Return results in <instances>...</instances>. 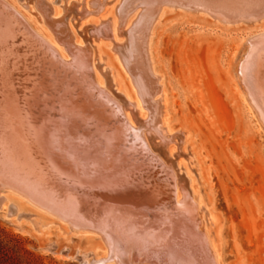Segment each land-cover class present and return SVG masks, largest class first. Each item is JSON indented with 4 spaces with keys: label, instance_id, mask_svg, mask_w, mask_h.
<instances>
[{
    "label": "bare ground",
    "instance_id": "bare-ground-1",
    "mask_svg": "<svg viewBox=\"0 0 264 264\" xmlns=\"http://www.w3.org/2000/svg\"><path fill=\"white\" fill-rule=\"evenodd\" d=\"M46 1L29 2L33 11L27 12L17 0H0V188L15 190L73 227L91 229L105 256L88 264H125L119 259L125 255L159 264H216L202 210L185 193L176 161L154 146L155 135L165 134V108L156 97L160 87L150 65L149 36L162 5H192L245 18L264 13V0H126L112 20L102 17L108 1L85 0L84 7L94 9L81 18L100 14L92 42H83L85 35L67 18L48 21L53 38L43 16L61 14L63 7ZM72 11L67 7V16ZM124 34L125 45L115 46ZM102 38L118 50L119 66H126L137 89L134 102L111 91L120 81L116 74L110 80L98 70ZM254 51L240 71L264 114V53ZM135 102L149 110V122L127 112Z\"/></svg>",
    "mask_w": 264,
    "mask_h": 264
},
{
    "label": "rangeland",
    "instance_id": "rangeland-1",
    "mask_svg": "<svg viewBox=\"0 0 264 264\" xmlns=\"http://www.w3.org/2000/svg\"><path fill=\"white\" fill-rule=\"evenodd\" d=\"M31 1L17 0L27 12L33 11ZM83 1H54L53 6L63 7L61 14L43 16L53 38L57 36L48 21L67 18L70 27L85 35L83 42L95 39V18L100 14L81 18L85 10L94 9L85 8ZM125 1L104 0L102 17L112 20ZM67 7L73 10L69 16ZM161 8L148 43L150 65L160 87L156 97L165 108V134L155 135L154 146L164 148L167 159L176 161L177 172L186 181L185 193L202 210V227L216 264H264V114L240 71L251 51L264 53V13L239 18L192 5ZM127 28L120 24L123 31H130ZM119 38L123 40L114 45H125L127 36ZM102 39V58L95 60L98 70L110 80L116 74L120 81L116 86L111 82V91L126 103L134 102L137 89L129 83L126 66L125 70L119 66L118 50L110 48L111 39ZM141 103L129 105L127 112L139 122H149V110ZM99 256H105V248L91 229L73 227L15 190L0 188V264H88ZM127 256L119 259H125V264H159L129 256L127 260Z\"/></svg>",
    "mask_w": 264,
    "mask_h": 264
},
{
    "label": "water",
    "instance_id": "water-1",
    "mask_svg": "<svg viewBox=\"0 0 264 264\" xmlns=\"http://www.w3.org/2000/svg\"><path fill=\"white\" fill-rule=\"evenodd\" d=\"M27 26H28V25H27ZM28 27H29V26H28ZM29 28H30V27H29ZM30 32H31V33H30L29 35L31 36V39L34 40L35 38H34V36H32V33H33L32 28H30ZM45 61L47 62L46 64L48 65V59H45ZM57 66H59V65H57ZM52 68H53V67H52ZM60 70H61V69H58V71H60Z\"/></svg>",
    "mask_w": 264,
    "mask_h": 264
}]
</instances>
